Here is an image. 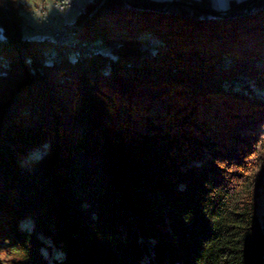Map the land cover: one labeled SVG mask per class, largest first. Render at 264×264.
<instances>
[{"label":"trees","instance_id":"trees-1","mask_svg":"<svg viewBox=\"0 0 264 264\" xmlns=\"http://www.w3.org/2000/svg\"><path fill=\"white\" fill-rule=\"evenodd\" d=\"M23 7L0 0V264H264V0H86L83 62Z\"/></svg>","mask_w":264,"mask_h":264},{"label":"built area","instance_id":"built-area-1","mask_svg":"<svg viewBox=\"0 0 264 264\" xmlns=\"http://www.w3.org/2000/svg\"><path fill=\"white\" fill-rule=\"evenodd\" d=\"M54 12H51L52 10ZM66 9H84L83 0H37L32 8V15L35 18L33 26L38 30L47 31L49 36L69 37L70 46L65 49H48L47 56L60 62L65 56H78L82 59V52L86 49H96V53L104 48V44L99 41L83 43L79 42L77 36H71V30L64 23L61 12ZM1 33V30H0ZM153 44V38L147 42L150 47ZM264 213V209H262Z\"/></svg>","mask_w":264,"mask_h":264},{"label":"rangeland","instance_id":"rangeland-1","mask_svg":"<svg viewBox=\"0 0 264 264\" xmlns=\"http://www.w3.org/2000/svg\"><path fill=\"white\" fill-rule=\"evenodd\" d=\"M26 1L30 7L29 8H21V14L23 16V23H22V33L23 36L26 38H43V37H50L49 33L47 31H42V30H38L37 28H35L33 26V23L35 21L34 16L32 15V8L34 6V4L37 2V0H24ZM86 1V0H83ZM55 10L53 9L51 12H54ZM78 9H66L64 11L61 12V16L64 20V23L70 27L73 23H74V19L78 13ZM75 32V31H74ZM76 36V35H75ZM150 38H153V44L150 47L149 45H147V47H149L150 49L155 45V38L154 37H147L144 38V42H148L150 41ZM147 44V43H146ZM105 48V46H104ZM104 48L102 50H104ZM149 48L146 49L145 53L149 56L150 53L149 52ZM101 50V51H102ZM100 52V51H99ZM84 60V59H83ZM83 60L81 59V61L83 62ZM262 97H264V92H261ZM264 201V200H262Z\"/></svg>","mask_w":264,"mask_h":264},{"label":"water","instance_id":"water-1","mask_svg":"<svg viewBox=\"0 0 264 264\" xmlns=\"http://www.w3.org/2000/svg\"><path fill=\"white\" fill-rule=\"evenodd\" d=\"M126 2L134 7L161 10V11H166L168 8H170L173 5H184L203 13L211 14L214 16L228 17V16H238L249 13L255 7L257 0H249L246 7H244L242 10H229L228 8H216L214 6L213 8H206L192 1H184V0H169L166 4H164L162 7L159 8L148 4L137 3L132 0H126Z\"/></svg>","mask_w":264,"mask_h":264},{"label":"bare ground","instance_id":"bare-ground-1","mask_svg":"<svg viewBox=\"0 0 264 264\" xmlns=\"http://www.w3.org/2000/svg\"><path fill=\"white\" fill-rule=\"evenodd\" d=\"M71 30V36H75V32L73 29L69 28ZM53 40V45L49 49H65L67 46H70V39L69 37H54L51 36ZM96 53V49H86L82 52V55H91ZM260 209H264V201L260 202Z\"/></svg>","mask_w":264,"mask_h":264},{"label":"crops","instance_id":"crops-1","mask_svg":"<svg viewBox=\"0 0 264 264\" xmlns=\"http://www.w3.org/2000/svg\"><path fill=\"white\" fill-rule=\"evenodd\" d=\"M212 5L216 8H225L230 0H210Z\"/></svg>","mask_w":264,"mask_h":264}]
</instances>
